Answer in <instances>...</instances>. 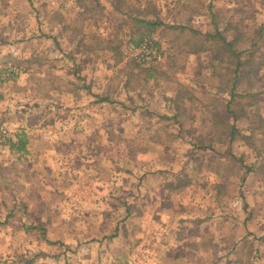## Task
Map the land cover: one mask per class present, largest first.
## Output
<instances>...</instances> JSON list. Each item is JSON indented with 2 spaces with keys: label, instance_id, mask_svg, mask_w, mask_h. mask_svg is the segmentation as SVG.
Instances as JSON below:
<instances>
[{
  "label": "rangeland",
  "instance_id": "1",
  "mask_svg": "<svg viewBox=\"0 0 264 264\" xmlns=\"http://www.w3.org/2000/svg\"><path fill=\"white\" fill-rule=\"evenodd\" d=\"M126 1L201 32L264 24V0ZM91 2L106 14L95 24L75 0H0V71L14 73H1L0 124L35 147L18 160L1 146L0 162L18 165L0 173L27 178L8 188L26 208L15 222L30 228L0 264H264V86L231 142L215 135L200 149L228 99L209 54L187 52L189 31L160 26L147 36L161 47L158 75L144 83L127 45L135 23L107 15L110 0ZM179 83L195 96L180 128L170 119Z\"/></svg>",
  "mask_w": 264,
  "mask_h": 264
},
{
  "label": "trees",
  "instance_id": "2",
  "mask_svg": "<svg viewBox=\"0 0 264 264\" xmlns=\"http://www.w3.org/2000/svg\"><path fill=\"white\" fill-rule=\"evenodd\" d=\"M75 1L79 6L77 16H79L80 20L82 18L83 21H91L95 24L98 19L106 15L103 13V9L97 6V4L92 3L91 0H87L89 2L85 0ZM106 8L108 10L107 15H123L135 23V28L130 32L127 41V45H132L131 49L134 52L135 48L140 46L144 38L147 36L152 37L160 26L165 27L166 31L176 32L178 30L176 34L182 36L186 34V30L190 32L187 33L188 38L185 41L190 47L187 52L189 54L202 52L209 54L210 57L207 61V67L210 69V74L219 82L218 91L228 96V99H225L223 105L226 115L214 113L206 120L209 121L208 124L212 125L208 129L209 143L201 144L197 142L196 145L200 149L212 148L215 135L219 137L228 136V141L231 142L234 135L238 132L236 122L241 118L249 117V110L255 112L251 108L256 103L255 98L262 94V89L259 88L260 90L257 91L253 89L256 84H258V87L264 86V82L262 84V81H264V24L250 27L240 19L236 20L235 23L231 19V21L227 22L224 31L218 30V27H215L212 31L201 32L190 25H165L160 21L154 10L152 11L154 19L150 20L145 17H140L138 15L144 14L143 12L148 7L144 8L143 11H138V9L135 10L132 9L133 7L128 6L126 0H110V3L108 5L106 4ZM95 13L99 15L98 19L94 15ZM56 15L61 18L59 14L56 13ZM213 16L215 17V15ZM233 16L235 14L232 13V18ZM239 24H244V28L248 27V29L242 30ZM72 28L76 33L80 30L76 27ZM229 29L234 31L231 38L227 37L224 33ZM155 40L156 42L152 39L153 43L158 46V49H161L158 40ZM239 45L241 47L236 49ZM109 49L110 51L114 50L112 47ZM121 60L117 59L116 63L121 62ZM130 60L133 62L135 68L144 73V83L157 78L158 71L154 69L156 65L153 63L154 61L142 60L137 52H135L133 58ZM3 72H7L10 76L14 75L9 69L2 70L0 71V78ZM163 76L164 80H174L171 79L170 75H166L165 73ZM100 100L107 101V97H102ZM194 100V94L186 86L179 83L171 99V105H174V111L170 117V119L179 125V128L183 125V120L186 116V106ZM25 143L26 138L22 135L17 143H10V149L16 151L23 150Z\"/></svg>",
  "mask_w": 264,
  "mask_h": 264
},
{
  "label": "crops",
  "instance_id": "3",
  "mask_svg": "<svg viewBox=\"0 0 264 264\" xmlns=\"http://www.w3.org/2000/svg\"><path fill=\"white\" fill-rule=\"evenodd\" d=\"M21 136L22 135H18L19 138ZM34 151H35L34 144L29 143L27 145V140H26V144L24 145L23 150H19V151L11 150L8 152V154L9 155L11 154L12 158L17 157V159L20 160V158L23 159L26 157H32L35 154ZM11 164L13 165L11 166ZM17 165L18 164H16L15 162H10V161L6 163L0 162V169L2 166H7L8 168L12 167L11 169H16L14 166H17ZM17 172L18 170H14V172H10L13 174L11 177H10V174L8 173H6V175L0 173V258L6 257V259L12 257L11 254L8 252V250L14 247L15 238L20 237L21 232L22 233L24 231L26 232L27 229L25 228H30V226L27 223L23 224L22 222H20L19 219H17L19 223H16L14 220V217L20 216L19 214L24 213V210L26 209L24 208L23 204L14 205V202L16 203V200H14V198H16L15 197L16 193L13 190V187L8 188V185L10 184L13 185L15 183V180L19 182L17 184L24 183V181L22 180H25V179L27 180V178H24L23 176L22 177L14 176ZM4 194H6L5 197H4ZM9 195H11L13 198H10L8 200ZM18 202H19V199H18ZM20 211L22 213H20ZM40 212L41 211H38V210L34 212L31 209H29L28 215L31 216L34 213L35 216L40 217L41 216Z\"/></svg>",
  "mask_w": 264,
  "mask_h": 264
},
{
  "label": "built area",
  "instance_id": "4",
  "mask_svg": "<svg viewBox=\"0 0 264 264\" xmlns=\"http://www.w3.org/2000/svg\"><path fill=\"white\" fill-rule=\"evenodd\" d=\"M137 53L144 61H158L161 58V53L150 37L144 38L143 42L138 47ZM16 140V136L12 132V129L6 124H0V152L1 146L4 143H13Z\"/></svg>",
  "mask_w": 264,
  "mask_h": 264
}]
</instances>
